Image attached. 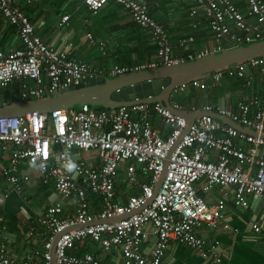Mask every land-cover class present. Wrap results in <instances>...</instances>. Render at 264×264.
Listing matches in <instances>:
<instances>
[{
  "label": "built area",
  "instance_id": "obj_1",
  "mask_svg": "<svg viewBox=\"0 0 264 264\" xmlns=\"http://www.w3.org/2000/svg\"><path fill=\"white\" fill-rule=\"evenodd\" d=\"M26 1L31 3L34 0ZM74 1L96 14L110 0ZM114 1L121 4L137 24L152 31L158 44V59L149 64L116 65L100 72L104 73L102 75L116 77L164 64L185 62L172 56L171 42L165 29L152 17L146 2ZM246 2L248 9L242 12L232 0H196L191 15L197 16L199 11L204 13L218 43L213 48L188 55L189 60L219 53L229 49V46L264 39V1ZM0 15L17 28L23 43V47L15 51L0 49V87L20 81L21 98L29 100L51 95L66 87L73 88L88 75L98 74L86 63L69 56L72 43L58 49L45 42L16 0H0ZM69 18V15L63 16L60 25L67 23ZM87 36L92 39L90 33ZM193 39L183 38L179 44L183 46ZM246 64L260 67L264 72V57H257L235 68L215 72L210 79H195L183 84L174 94L192 87L205 89L207 80L219 82L227 76L244 77ZM171 103L175 109H183L175 100ZM149 105L98 109L84 104L49 113L35 111L23 116L0 117V148L8 145L15 148L9 165L3 170L9 182L20 189V179L13 172L21 162L30 164L35 159L43 182L54 178L57 193L75 203V209L69 215H63L64 205L57 202L46 207L38 216L36 224L48 231L42 252L44 264H52L53 242L57 236V264H104L91 252L82 255L71 253L78 243L87 239L104 250L119 248L123 264H164L166 249L172 240L197 251L205 260L220 262L219 238L209 240L198 230L202 226L222 232L232 230L223 213L227 193L213 205L208 204L205 193L215 186L223 190L232 186L234 202L239 207L248 206L250 195L264 196V137L260 135L264 133V106L261 100L253 98L241 102L238 112L226 107L218 109L219 114L255 130L259 135L203 114L195 118L181 139L186 126L185 118L159 103H153L152 109L171 126L164 135L149 119ZM202 109L214 111L211 105ZM136 112H140L141 116L134 117ZM236 139L245 141L249 146L239 145ZM177 140L179 142L169 157L165 178L154 194L164 162ZM74 150H97L101 164L92 167L84 160H76ZM212 150L217 152L216 160L207 158ZM69 162L76 165L71 172L66 168ZM122 167L126 170V186L139 189L138 193L128 197L126 204L117 200V182ZM27 179L25 176L23 180ZM201 180L204 181L202 192H199L197 185ZM90 193L102 197V209L92 210ZM151 198L152 201L147 204ZM148 225L153 227L157 240L151 254L145 255L142 245L149 234ZM252 229L263 234L264 245V225L254 222ZM8 237V226L0 221V264H36L31 256L23 260L12 258L7 246ZM36 253L39 254V251Z\"/></svg>",
  "mask_w": 264,
  "mask_h": 264
},
{
  "label": "crops",
  "instance_id": "obj_2",
  "mask_svg": "<svg viewBox=\"0 0 264 264\" xmlns=\"http://www.w3.org/2000/svg\"><path fill=\"white\" fill-rule=\"evenodd\" d=\"M140 1L147 3L152 17L164 27L171 42L173 57L189 61L188 55L197 54L205 48H213L218 43L204 13L199 11V15H191L196 0ZM232 1L242 12L247 11L246 0ZM16 4L28 15L45 42L58 49L72 43L69 56L86 63L100 75L104 74L100 72L116 65L135 66L153 63L158 59V44L153 39L152 31L137 24L127 10L114 0H110L96 14H92L85 5L74 0H34L31 3L16 0ZM65 15L70 18L61 26V19ZM88 33L92 35V39L88 38ZM189 37L194 39L183 46L179 44L181 39ZM22 47L17 28L0 15V49L10 52ZM209 82L205 89L192 87L175 93L171 102L175 100L186 112L202 109L206 105H211L213 112L217 113L223 107L238 112L241 102L253 98L261 100V105L264 106V72L260 67H250V72H246L244 77L227 76L219 82ZM14 83L0 87V94H4L6 104H10L11 98L15 101L21 98L20 90ZM149 107V119L166 135L171 126L152 109L153 103ZM140 116V112L134 114V117ZM260 135L264 137V133ZM236 142L246 148L249 146L240 139H236ZM14 149L13 145L0 148V221L8 226L7 246L12 258L23 260L31 256L36 264H44L42 252L48 231L36 224L38 216L46 207L57 202L64 205L63 215H69L74 211L75 203L74 200L64 199L57 193L54 178L47 183L43 182L39 168L32 167L27 161L21 162L13 172L20 179L21 188L18 189L9 182L3 170L9 165ZM262 151L264 152V148ZM74 153L76 160H84L88 166L101 164L97 150H74ZM216 157L217 152L214 150L207 156L210 160H216ZM25 176L28 177L27 180H23ZM125 176L126 170L122 167L117 182V200L121 204H126L131 194L139 192L136 187L126 186ZM203 181L197 185L199 192H202ZM225 190L215 186L213 190L205 193V198L209 205H213L220 196L227 193L223 213L232 230L222 232L207 226L198 230L201 236L209 240L219 238L218 252L221 261L205 260L197 251L172 240L166 249L164 264H264L263 234L252 229L254 222L264 225V196L250 195L248 206L239 207L234 202L232 186ZM89 200L92 210L102 209L101 196L90 193ZM32 228L34 231L31 232ZM147 229L149 234L143 242L142 250L145 255H150L157 236L151 225ZM85 252L93 253L104 264H123L119 248L104 250L87 239L78 243L71 251L75 255Z\"/></svg>",
  "mask_w": 264,
  "mask_h": 264
},
{
  "label": "water",
  "instance_id": "obj_3",
  "mask_svg": "<svg viewBox=\"0 0 264 264\" xmlns=\"http://www.w3.org/2000/svg\"><path fill=\"white\" fill-rule=\"evenodd\" d=\"M257 57H264V39L246 45H238L193 60L176 64H164L113 78L99 74L88 75L79 85L73 88L66 87L41 98L29 100L19 98L17 101L11 98L10 104H6L4 94H0V117L23 116L35 111L49 113L56 109L68 110L75 108L76 104L78 107L90 104L98 109H115L119 106L159 103L164 108L185 118L186 126L180 139L188 132L195 118L203 114H209L247 133L258 134L255 130L244 127L217 112H208L203 109L186 112L182 109H175L171 103L174 91L181 85L190 83L195 79H210L215 72L235 68ZM245 70L247 73L250 72L249 65H245ZM14 85L20 90V81L15 82ZM179 140L169 151L154 194L161 187L169 164V157ZM151 201L152 198L149 199L147 204ZM58 237L53 242L52 264H57L55 249Z\"/></svg>",
  "mask_w": 264,
  "mask_h": 264
},
{
  "label": "clouds",
  "instance_id": "obj_4",
  "mask_svg": "<svg viewBox=\"0 0 264 264\" xmlns=\"http://www.w3.org/2000/svg\"><path fill=\"white\" fill-rule=\"evenodd\" d=\"M30 164H31L32 167H36V161H35V159H33L30 162ZM66 168H67V170L69 172H71V171H73L76 168V165L74 163H72V162H69V163H67Z\"/></svg>",
  "mask_w": 264,
  "mask_h": 264
},
{
  "label": "trees",
  "instance_id": "obj_5",
  "mask_svg": "<svg viewBox=\"0 0 264 264\" xmlns=\"http://www.w3.org/2000/svg\"><path fill=\"white\" fill-rule=\"evenodd\" d=\"M246 45V44H245ZM233 47H236V45H233V46H229V48H233ZM207 82H209V80H207ZM210 83V82H209Z\"/></svg>",
  "mask_w": 264,
  "mask_h": 264
},
{
  "label": "rangeland",
  "instance_id": "obj_6",
  "mask_svg": "<svg viewBox=\"0 0 264 264\" xmlns=\"http://www.w3.org/2000/svg\"><path fill=\"white\" fill-rule=\"evenodd\" d=\"M77 107H78V105L76 104V105H75V108H77Z\"/></svg>",
  "mask_w": 264,
  "mask_h": 264
}]
</instances>
